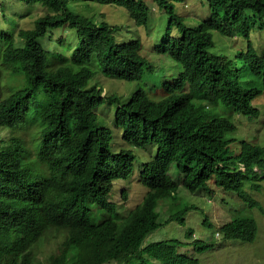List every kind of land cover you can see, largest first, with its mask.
Instances as JSON below:
<instances>
[{"label": "trees", "instance_id": "trees-1", "mask_svg": "<svg viewBox=\"0 0 264 264\" xmlns=\"http://www.w3.org/2000/svg\"><path fill=\"white\" fill-rule=\"evenodd\" d=\"M20 1L34 12L33 28L14 26L5 3L0 6L9 26L0 23V133L7 134H0V264H200L181 248L202 254L214 245L192 229L185 234L189 244L147 240L162 225L159 207L167 223L182 226L198 209L183 207L181 188L208 200L218 190L233 192L260 206L245 189L247 182L262 189L264 145L235 134L239 118L262 116L264 0H206L210 16L196 27L176 12L187 0ZM88 2L124 8L145 29L155 9L168 27L151 47L149 33L120 43L128 25L97 22L73 8ZM256 32L260 48L252 40ZM215 33L242 39L245 47L220 50ZM164 56L177 75L158 65ZM101 77L135 89L127 99L106 95L97 86ZM112 107L123 145L102 124V112ZM135 149L155 155L140 162ZM31 158L39 163L36 172ZM135 171L147 192L121 215L110 198L119 193L128 200L122 184L113 191ZM219 231L225 240L251 243L258 224L236 214Z\"/></svg>", "mask_w": 264, "mask_h": 264}, {"label": "rangeland", "instance_id": "rangeland-1", "mask_svg": "<svg viewBox=\"0 0 264 264\" xmlns=\"http://www.w3.org/2000/svg\"><path fill=\"white\" fill-rule=\"evenodd\" d=\"M3 3H5L7 9L5 16L7 20H12L14 26L18 25L25 28L34 27L36 17L33 18L34 12H32V9L28 5L20 0H0V6ZM150 6L152 9L151 4ZM73 8L75 11L81 14L93 17L97 22L106 20L111 24H127L128 26L126 27L125 31L122 32L121 36L118 38V42L120 43L131 40L140 34L148 37L149 33L154 37V41L151 39L149 42H147L149 47H151L153 42L156 41L155 38L158 35L162 36L168 27L167 18L164 16V19H162V14L157 13L155 9L150 16L151 20L148 25V29H145L134 26L129 20L128 14L124 8L103 5L97 2L76 3L73 5ZM35 12L39 16L44 14L42 8L35 9ZM176 12L178 15L185 18L186 23L190 27H196L202 20L210 16V8L206 0H187L185 3H177ZM6 18H4L3 13L0 14V23L3 24ZM4 26L5 28L9 27L3 24L2 27ZM174 34L177 35V31H174ZM65 36L67 37V35ZM68 36L73 37L71 34ZM252 40L254 41V44L257 48H260L263 45V37L259 32H256L252 36ZM215 42L218 44L220 50H224L226 48L235 50L234 44L243 47H245L246 44V42L242 39H228L219 33H215ZM157 61L159 62L158 65L164 66L166 68V71L169 73V75L172 73L175 76L179 73V69L169 58L164 56L162 58H157ZM96 82L97 86L103 90L104 94H117L121 97H126V99L127 97L129 98L135 89L134 83H127L114 78L101 77L100 79H97ZM152 85L153 82H150V86ZM261 99V101L257 104V107L262 112V116L258 121L248 122L246 119L242 121L241 118L237 120L240 123V128L235 135L237 138H239V140H253L254 138H258L260 144L264 145V95L261 97ZM213 109L214 113L218 114V109H215V107ZM102 114V124L106 127H109L113 131L114 137H116L117 141L123 145L122 139L120 138L122 131L114 126L115 108H110L108 112L104 110ZM0 134L7 135L6 132H2ZM135 151L140 162H146L151 158L152 154L155 155V152L145 153L138 149H135ZM30 161L32 163L34 172H36L39 168V163L37 162L36 158H31ZM120 184L122 185L120 186ZM260 184L262 185V189L260 191L252 190L251 182L246 183L245 189L246 192L249 193L253 198V200L259 203V207H251L249 203H245L244 201L240 200L238 195L233 192H219L218 190L216 191L218 192L216 198L208 200L205 195H192L185 189L181 188L179 191V197H181L180 201L182 202L183 207H185V205H195L198 209L192 210L188 213L186 217V225L182 226L175 222L167 223L166 220L168 219V215H164L166 213L163 212V208L159 207V210L162 212L160 218L162 225L148 237L147 242L176 239L180 242L189 244L192 242V240L186 239L185 234L189 229H192L195 232V238L205 242L206 244L212 243L214 245V247L209 250L207 254H194L193 249L189 246L181 248V251L184 254L196 257L200 260L201 264H264V180L261 181ZM118 186H120V188L125 187L127 189L129 194L128 200L124 199L121 194L114 193L118 189ZM146 192V187L141 184L139 181L138 172L135 171L132 179L128 180V182L115 183V189L113 191L114 195L110 199L120 206V208L126 209L124 211L123 209L119 210L121 215H125L130 209H133L143 200ZM124 204L126 205V208ZM96 213L94 214V218L98 221H100L105 216V213L103 212L100 214ZM236 214L242 217L253 218L257 221L258 236L253 244H244L241 241L234 240L227 241L223 238L222 234L219 233V227L230 222ZM207 218L211 222L210 227H205L203 225V221ZM217 233L220 234L219 238H216ZM45 248L46 247L44 246V249ZM43 256V252L39 253L40 258H43Z\"/></svg>", "mask_w": 264, "mask_h": 264}, {"label": "clouds", "instance_id": "clouds-1", "mask_svg": "<svg viewBox=\"0 0 264 264\" xmlns=\"http://www.w3.org/2000/svg\"><path fill=\"white\" fill-rule=\"evenodd\" d=\"M220 228V227H219ZM219 233H220V231H219ZM219 233H217L216 234V238H219L220 237V234ZM257 236H258V233H257ZM257 236L255 237V239L251 242V243H249V242H243L244 244H253L255 241H256V239H257ZM227 241H231V240H227ZM234 241H241V240H234ZM242 242V241H241ZM209 250H211V248L209 247L207 250H204L203 251V253H208V251ZM197 259V258H196ZM199 262H200V260H199ZM202 263H203V260H202ZM201 264V263H200Z\"/></svg>", "mask_w": 264, "mask_h": 264}]
</instances>
